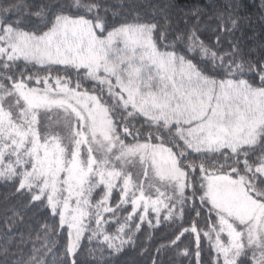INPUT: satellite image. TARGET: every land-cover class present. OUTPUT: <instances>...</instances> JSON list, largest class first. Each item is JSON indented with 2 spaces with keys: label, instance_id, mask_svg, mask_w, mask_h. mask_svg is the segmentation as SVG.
I'll use <instances>...</instances> for the list:
<instances>
[{
  "label": "snow or ice",
  "instance_id": "6c2138e0",
  "mask_svg": "<svg viewBox=\"0 0 264 264\" xmlns=\"http://www.w3.org/2000/svg\"><path fill=\"white\" fill-rule=\"evenodd\" d=\"M25 7L0 5V181L48 211L46 242L103 262L164 222L167 246L194 238L195 264L202 237L207 264H264V56L220 48L237 6L215 47L167 16L110 20L99 0Z\"/></svg>",
  "mask_w": 264,
  "mask_h": 264
},
{
  "label": "trees",
  "instance_id": "16d2710c",
  "mask_svg": "<svg viewBox=\"0 0 264 264\" xmlns=\"http://www.w3.org/2000/svg\"><path fill=\"white\" fill-rule=\"evenodd\" d=\"M87 2V0H86ZM108 9V18L116 22L132 19L136 13L149 22L164 23L167 16L173 32L185 31L195 27L205 43L214 45L218 27V15L225 4H235L241 18L239 26L230 35H224L220 48L231 50L232 42H238L240 51L246 59L264 56V10L261 0H99ZM26 5L25 13H34L40 8L55 9L56 5H68L71 0H0L2 4ZM160 9L164 11L161 12ZM57 11L59 9H56ZM112 13H116L115 16ZM197 15L199 20H197ZM15 14L13 19H15ZM27 23H38L34 16H24ZM87 86V85H86ZM53 223L48 211L41 207L29 206L26 198L16 193L10 182L0 181V264H27L32 256L42 259L44 264H67L70 258L65 254L63 242L59 236L44 238L42 225ZM187 226V225H185ZM175 224L162 222L159 227L142 226L133 237L134 243L126 245L119 253L105 250L103 262L100 253H89L85 241L77 256V264H195L192 255L194 238L186 236L177 247L167 246L174 238ZM39 237V238H38ZM55 241V243H53ZM47 245V246H45ZM165 246L161 251L158 248ZM51 248L48 251L47 248ZM189 248V256L180 255V251ZM201 261L207 264V245L201 239ZM38 250V251H37Z\"/></svg>",
  "mask_w": 264,
  "mask_h": 264
}]
</instances>
